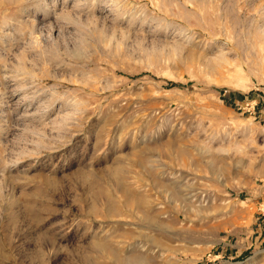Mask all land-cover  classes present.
Returning <instances> with one entry per match:
<instances>
[{"label": "rangeland", "instance_id": "1", "mask_svg": "<svg viewBox=\"0 0 264 264\" xmlns=\"http://www.w3.org/2000/svg\"><path fill=\"white\" fill-rule=\"evenodd\" d=\"M0 264H264V0H0Z\"/></svg>", "mask_w": 264, "mask_h": 264}]
</instances>
